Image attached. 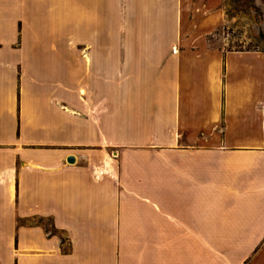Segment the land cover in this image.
<instances>
[{
    "label": "crops",
    "instance_id": "crops-1",
    "mask_svg": "<svg viewBox=\"0 0 264 264\" xmlns=\"http://www.w3.org/2000/svg\"><path fill=\"white\" fill-rule=\"evenodd\" d=\"M224 22L0 0V264H264V52Z\"/></svg>",
    "mask_w": 264,
    "mask_h": 264
},
{
    "label": "rangeland",
    "instance_id": "rangeland-1",
    "mask_svg": "<svg viewBox=\"0 0 264 264\" xmlns=\"http://www.w3.org/2000/svg\"><path fill=\"white\" fill-rule=\"evenodd\" d=\"M225 22L215 32L224 50L264 52V0H221Z\"/></svg>",
    "mask_w": 264,
    "mask_h": 264
},
{
    "label": "water",
    "instance_id": "water-1",
    "mask_svg": "<svg viewBox=\"0 0 264 264\" xmlns=\"http://www.w3.org/2000/svg\"><path fill=\"white\" fill-rule=\"evenodd\" d=\"M69 161H71V162H72V161H73V158H72V157H71V158H69Z\"/></svg>",
    "mask_w": 264,
    "mask_h": 264
}]
</instances>
